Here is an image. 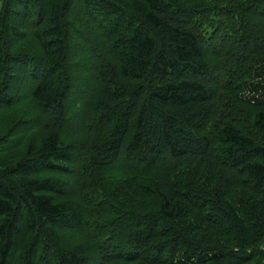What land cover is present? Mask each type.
<instances>
[{"label": "trees", "instance_id": "obj_1", "mask_svg": "<svg viewBox=\"0 0 264 264\" xmlns=\"http://www.w3.org/2000/svg\"><path fill=\"white\" fill-rule=\"evenodd\" d=\"M0 264H264V0H0Z\"/></svg>", "mask_w": 264, "mask_h": 264}]
</instances>
